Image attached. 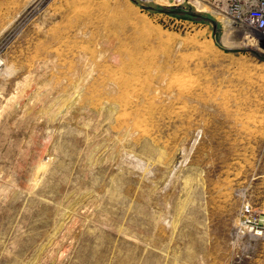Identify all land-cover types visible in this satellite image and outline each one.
<instances>
[{
    "label": "rangeland",
    "instance_id": "1",
    "mask_svg": "<svg viewBox=\"0 0 264 264\" xmlns=\"http://www.w3.org/2000/svg\"><path fill=\"white\" fill-rule=\"evenodd\" d=\"M200 8L0 0V264H264V38Z\"/></svg>",
    "mask_w": 264,
    "mask_h": 264
},
{
    "label": "built area",
    "instance_id": "2",
    "mask_svg": "<svg viewBox=\"0 0 264 264\" xmlns=\"http://www.w3.org/2000/svg\"><path fill=\"white\" fill-rule=\"evenodd\" d=\"M201 10L209 11L216 19L234 29L245 25L256 30L264 38V0H196ZM252 38L250 32H243ZM262 42V41H261Z\"/></svg>",
    "mask_w": 264,
    "mask_h": 264
}]
</instances>
